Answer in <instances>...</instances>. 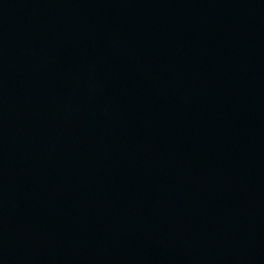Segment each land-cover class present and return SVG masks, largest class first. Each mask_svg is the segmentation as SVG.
Masks as SVG:
<instances>
[{"label": "water", "instance_id": "95a60500", "mask_svg": "<svg viewBox=\"0 0 264 264\" xmlns=\"http://www.w3.org/2000/svg\"><path fill=\"white\" fill-rule=\"evenodd\" d=\"M0 264H264V0H0Z\"/></svg>", "mask_w": 264, "mask_h": 264}]
</instances>
